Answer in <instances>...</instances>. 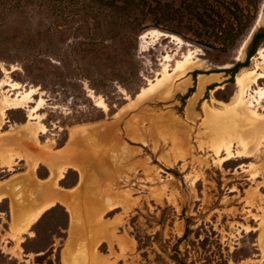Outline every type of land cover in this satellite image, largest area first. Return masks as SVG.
I'll use <instances>...</instances> for the list:
<instances>
[{"label":"rangeland","instance_id":"rangeland-1","mask_svg":"<svg viewBox=\"0 0 264 264\" xmlns=\"http://www.w3.org/2000/svg\"><path fill=\"white\" fill-rule=\"evenodd\" d=\"M141 1L171 15L153 12L135 23L90 0L65 12L0 0V82L42 93L9 110L0 129V264H82L83 253L94 264H264V188L257 193L251 181L264 170V147L221 167L220 139L245 134L249 122L211 110L234 101L237 76L264 64L257 59L264 37L248 58L254 36L264 33V0L252 39L253 28L231 49L200 41L192 32L211 30L192 13L175 16L191 0ZM190 52L197 62L138 98ZM259 86L264 92V79ZM258 98L264 114V95ZM54 203L62 208L25 230Z\"/></svg>","mask_w":264,"mask_h":264},{"label":"bare ground","instance_id":"bare-ground-1","mask_svg":"<svg viewBox=\"0 0 264 264\" xmlns=\"http://www.w3.org/2000/svg\"><path fill=\"white\" fill-rule=\"evenodd\" d=\"M262 19L263 18L260 17L259 21H262ZM178 44H181L180 40H178ZM257 59H260V60L263 59L264 60V48H262L260 50ZM171 60L172 59L170 58V56L165 57L166 62H171ZM198 60L199 59H197V58L194 59L193 53L190 52L188 55L184 56V59L182 61L177 62L176 68L172 71V73H171V70H169L170 65H167L163 70L164 72H163L162 78L158 79L156 84L150 83L149 85L151 87L149 89H143L142 92L138 95V98L140 99V98L144 97L146 92L154 89L159 84V82L167 79L168 77H170L175 72H178L179 70L184 69L188 65L193 64V63L197 62ZM260 66H262V65H260ZM260 66L257 65L254 70L248 71L246 73H242L241 75L237 76L236 85L239 88V90H238L237 96L235 97V99L232 103H220L221 107H223V109L211 107V110L217 115L233 114L234 116H236L235 119L237 122H240V120H237V119H239V117L240 118L244 117L243 119L244 120L246 119L247 122H249L248 123L249 126L245 129V134L240 133V132H235L234 134H231L228 137H224V138L220 139L221 140L219 143L220 150H222L225 154L224 157L219 158L217 161V163L221 167H223L226 163H229L236 158H240V159L253 158L254 156H256V154H259L261 151V148L264 147L263 146L264 145V114L260 113L259 109H258L259 107H257V104L258 105L261 104L258 96H260L262 98V96L264 95L263 89L260 88V86H259V81L261 79H264V64L262 67H260ZM7 74H10V73H7ZM254 86L258 87V89H256L255 91L253 90ZM26 88L27 87L25 85L18 83V82H15V81L11 80L10 78L7 81L5 80L4 82H0V90L8 89L6 92L9 94L5 98L3 96H1L3 99H0V129L5 124L4 119L6 118V115H7L6 113L9 110L26 108V107H28V104L33 103L35 96L42 95L39 88H30V89H26ZM249 91L250 92L252 91V93L248 94ZM0 93H1V91H0ZM248 95H249V97H248ZM92 97L95 98V96H93V95H92ZM129 98H131V97H129ZM139 99H137V100H139ZM212 102H216V101L213 100ZM41 105H43V100H41V102L36 107H34L32 109L29 120H28L29 122L34 121V120L37 121L38 112L40 109H42ZM98 106L104 110L108 109L105 101L102 98H99ZM29 126H30V123L29 124L27 123L26 125H24V127H26V128ZM35 126H37V125H35ZM233 127H236V126H233ZM19 129H20V127H19ZM38 129H40V132L42 134L46 133V128L43 125H41L40 128L38 127ZM252 133H253V136L252 137L249 136L250 137L249 138L247 135L252 134ZM53 159H55V158H53ZM44 162H47V161H44ZM253 165L254 164H252L248 167L243 166V169L244 168L248 169V170L244 169V172H249L250 169L255 168ZM241 168H242V166H241ZM64 174H65L64 170L60 172V179H62L64 177ZM260 174H261V171L256 170V172H253V174L251 175L252 183L257 184V187L255 188V191L257 193H260L261 192L260 189L264 188V182H260V183L258 182V179H260ZM262 174H263V178H264V170L262 171ZM47 180H45V181H47ZM260 198H262V196ZM53 205L54 204L43 208L37 214H35V216L31 217L28 220V225H27V228L25 230H28L31 226H33L41 218V216L49 208H51ZM70 214H71V223H72L73 220H75L77 217V212L73 208H71ZM253 217L255 220H257V221L259 220L257 218V216H253ZM254 230L257 231L259 229L249 228L247 230V232H251ZM259 231H261V232H260V236H259L258 246H259V249L264 256V218L262 220L261 229ZM79 258H80V261L82 264H89V263L92 264L95 260V256L93 254H86V253H83L81 255V257H79Z\"/></svg>","mask_w":264,"mask_h":264},{"label":"trees","instance_id":"trees-1","mask_svg":"<svg viewBox=\"0 0 264 264\" xmlns=\"http://www.w3.org/2000/svg\"><path fill=\"white\" fill-rule=\"evenodd\" d=\"M7 4L36 3L47 6L49 8H57L62 12L69 9L68 5H78L85 3L87 0H1ZM99 4L104 10L113 12L115 15L122 17L125 21L132 19L136 23L138 17H146L151 13H159V17L168 18L169 10L167 6L152 7L147 6L141 0H124L122 4L108 0H90ZM192 13L196 17V21L211 32H198L194 30L192 33L200 40L207 44H211L209 39H214V43L221 44L226 49L236 46L238 41L251 30L255 25L257 14L259 11L258 0H248L247 6H242L237 2H227L224 0H191L186 9L174 10L175 16L183 17L185 12ZM190 27H193L191 25ZM264 37V33L256 34L252 41L249 57L251 58L256 51L258 41ZM57 207L62 208L58 205ZM53 208V207H52ZM55 208V207H54ZM53 208V209H54ZM51 209L50 211H52ZM49 211V212H50Z\"/></svg>","mask_w":264,"mask_h":264},{"label":"crops","instance_id":"crops-1","mask_svg":"<svg viewBox=\"0 0 264 264\" xmlns=\"http://www.w3.org/2000/svg\"><path fill=\"white\" fill-rule=\"evenodd\" d=\"M45 156H47V154L43 156L44 158H47V157H45ZM48 159L51 160V161L54 160V159H51V155H49ZM45 180H47V179H43L44 182H46ZM48 180H49V179H48ZM48 180H47V181H48ZM59 195H60V194H59ZM59 195H58V196H59ZM56 196H57V195L54 194L53 197H52L50 200L46 201V202L48 203L49 201H51V200H53V199H55V200L57 201ZM58 196H57V197H58ZM56 203H57V202H56ZM44 205H45V204H44ZM55 205H56V204L54 203L53 206H55ZM58 205H60V204H58ZM58 205H56V206H58ZM38 206H39V204H38ZM53 206H52V207H53ZM39 207H41V206H39ZM52 207H51V208H52ZM36 208H37V207H36ZM51 208H49V209H51ZM49 209H48V210H49ZM52 209H53V208H52ZM48 210H47V211H48ZM47 211H46V212H47Z\"/></svg>","mask_w":264,"mask_h":264},{"label":"water","instance_id":"water-1","mask_svg":"<svg viewBox=\"0 0 264 264\" xmlns=\"http://www.w3.org/2000/svg\"><path fill=\"white\" fill-rule=\"evenodd\" d=\"M255 32H256V28L254 27L252 32H251V34H250V39H252V37L254 36Z\"/></svg>","mask_w":264,"mask_h":264}]
</instances>
